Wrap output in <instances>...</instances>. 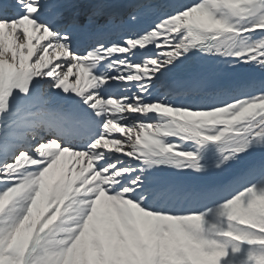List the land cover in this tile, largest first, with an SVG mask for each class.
<instances>
[{
  "label": "snow or ice",
  "instance_id": "6c2138e0",
  "mask_svg": "<svg viewBox=\"0 0 264 264\" xmlns=\"http://www.w3.org/2000/svg\"><path fill=\"white\" fill-rule=\"evenodd\" d=\"M0 264H264V0H0Z\"/></svg>",
  "mask_w": 264,
  "mask_h": 264
}]
</instances>
